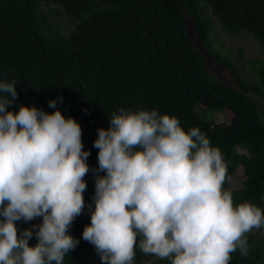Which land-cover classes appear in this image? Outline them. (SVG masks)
<instances>
[{"label": "trees", "instance_id": "16d2710c", "mask_svg": "<svg viewBox=\"0 0 264 264\" xmlns=\"http://www.w3.org/2000/svg\"><path fill=\"white\" fill-rule=\"evenodd\" d=\"M60 11L70 28L57 20ZM214 21L225 34H249L264 49V0H0V82H15L17 92L7 110L60 111L79 124L82 151L90 153L85 208L67 233L79 244L62 264H101L82 238L95 180L105 175L93 171L99 151L93 143L121 109L155 110L177 118L185 132L198 128L223 153L229 176L243 170L242 187L231 192L234 207L247 202L264 212V107L257 100L264 99V61H249L246 74L217 41ZM0 98L12 99L4 92ZM197 106L220 112L223 122L203 121ZM41 223L37 217L20 231L35 232ZM246 235L248 255L237 250L229 264H264V228ZM36 243L35 236L28 242ZM135 253L134 264H141L147 255L138 245Z\"/></svg>", "mask_w": 264, "mask_h": 264}, {"label": "clouds", "instance_id": "9594fccd", "mask_svg": "<svg viewBox=\"0 0 264 264\" xmlns=\"http://www.w3.org/2000/svg\"><path fill=\"white\" fill-rule=\"evenodd\" d=\"M0 264H62L79 240L68 235L85 208L89 172L82 132L60 111L7 109L16 83L0 82ZM55 108L56 102L49 101ZM97 129L94 209L82 232L101 264H134L135 247L171 264H229L248 255L247 233L264 228L254 204L233 205L227 162L198 128L185 132L157 111L113 113ZM41 217L20 231L15 222ZM35 236L37 243L28 242Z\"/></svg>", "mask_w": 264, "mask_h": 264}, {"label": "rangeland", "instance_id": "374dc122", "mask_svg": "<svg viewBox=\"0 0 264 264\" xmlns=\"http://www.w3.org/2000/svg\"><path fill=\"white\" fill-rule=\"evenodd\" d=\"M51 9L57 10V7L50 6ZM48 9V8H47ZM57 20L62 24L63 28H70L71 25L69 23V20L62 15L61 11L59 12V15L57 16ZM214 33H216V39L218 42L222 43V47L230 50L238 64L241 66L240 68L248 75H251L250 69L247 67V63L249 61H252L254 59L262 60L264 61V49L260 46L258 42H256L251 35L246 33H241L238 36H229L225 34L220 26L219 23L214 21V28L212 29ZM238 57V58H237ZM223 75L229 78V74L221 69ZM231 83V80H230ZM261 105L264 107V99H257ZM195 113L205 122L215 126L223 122V115L214 110V109H204L202 107L197 106L195 108ZM239 152L243 153V151L239 150ZM231 182H226L222 190L224 191H234L238 190L242 187V183L244 181V175L242 168H238L235 173L230 176ZM3 218L0 217V220ZM16 227L21 230L22 228H26L28 226V222L24 221H17L15 222ZM159 259L156 256L153 255H147L145 259L142 261L141 264H153L155 260Z\"/></svg>", "mask_w": 264, "mask_h": 264}]
</instances>
